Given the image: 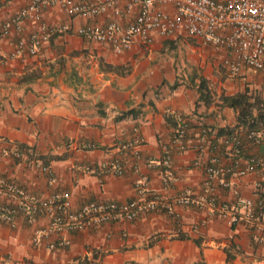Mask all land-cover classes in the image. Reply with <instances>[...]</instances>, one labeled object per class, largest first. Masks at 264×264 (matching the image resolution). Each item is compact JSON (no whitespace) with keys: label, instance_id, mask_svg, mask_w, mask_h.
I'll return each mask as SVG.
<instances>
[{"label":"crops","instance_id":"1","mask_svg":"<svg viewBox=\"0 0 264 264\" xmlns=\"http://www.w3.org/2000/svg\"><path fill=\"white\" fill-rule=\"evenodd\" d=\"M28 1L0 0V22ZM109 18L110 11L68 15L58 5L46 4L39 20L54 30L36 53L11 56L16 34L0 37V177L18 182L36 197L65 190L76 207L89 199H129L141 179L150 193L171 197L187 190L200 197L203 166L210 158L218 166L235 160L242 166L248 155L264 162V132L258 143L252 142L244 126L236 124V111L219 101L220 93L241 90H235L238 79L260 73L248 69L230 77L208 46L184 34L168 39L155 35L149 44L133 42L114 52L73 31ZM37 21L26 18L22 25L30 29ZM216 60L224 82L219 79L214 86L210 79L216 80ZM200 75L212 94L208 102L198 99ZM128 109L135 113L116 117ZM177 115L185 122L181 148L172 141ZM225 129L237 133L238 152L225 141ZM134 137L141 138L132 145L140 157L121 153V174L81 168L111 158L116 143ZM163 144L170 156L165 167L160 163ZM42 164L50 166L54 184H47ZM260 170L227 175L230 184L216 190L217 200L264 194ZM8 199L0 189V203ZM175 210L182 236L175 232L177 222L156 209L131 220L67 232L68 243L54 249L31 242L33 228L42 227L45 216L30 225L18 214L12 226L0 222V264H264V238L255 243L244 225L230 226L214 211L207 216L210 207L203 199Z\"/></svg>","mask_w":264,"mask_h":264},{"label":"built area","instance_id":"2","mask_svg":"<svg viewBox=\"0 0 264 264\" xmlns=\"http://www.w3.org/2000/svg\"><path fill=\"white\" fill-rule=\"evenodd\" d=\"M46 4H56L68 15L92 17L110 11L107 21L87 22L73 31L83 39L105 44L114 52L128 49L133 42L149 44L155 35L168 39L184 34L196 37L201 45L208 46L230 77H237L248 69L264 74V0H29L0 22V37L11 32L16 34L11 56L32 55L48 39L54 28L39 20V11ZM26 18H38V21L26 29L22 25ZM176 121L172 141L181 148L185 122L180 115L176 116ZM263 132L264 126L251 128L246 131V136L258 143ZM140 140V137H134L131 141H120L111 158L81 168L93 173L121 174L124 170L121 153L126 151L133 159H138L140 153L132 145ZM225 141L230 142L235 151L240 150L241 141L236 132L226 134ZM161 148L160 163L165 167L170 156L166 145ZM14 154L18 155V152L14 150ZM214 161L215 158H210L203 166L200 197L187 190L171 197L150 193L141 179L134 185L135 196L129 199H89L76 207L71 206L69 193L65 190L36 197L18 182L0 177V189L9 197L0 203V222L12 226L15 217L21 214L33 225L40 216H45V224L33 228L31 242L54 249L68 243L67 232L92 228L102 222L131 220L145 211H164L178 224L175 206H193L203 199L210 207L207 216L214 211L230 226L242 224L251 232L253 242H261L264 238V194L254 198L236 195L230 201H218L216 190L227 188L230 184L227 175L233 173L243 175L261 169L259 180H264V162L254 155L244 156L242 166H238V160L229 166H218ZM40 170L47 184L56 182L49 165H40ZM179 225L177 234L181 232ZM50 235L56 236L51 239Z\"/></svg>","mask_w":264,"mask_h":264},{"label":"trees","instance_id":"3","mask_svg":"<svg viewBox=\"0 0 264 264\" xmlns=\"http://www.w3.org/2000/svg\"><path fill=\"white\" fill-rule=\"evenodd\" d=\"M198 99L208 102L212 99L210 88L204 76L200 75L196 84ZM219 101L222 105L230 106L236 111V124L244 126L245 131L259 129L264 126V95H253L247 89L238 90L235 93H220ZM134 109L121 112L117 118L127 114H134ZM225 133H231V129H225ZM182 236L181 234H178Z\"/></svg>","mask_w":264,"mask_h":264},{"label":"rangeland","instance_id":"4","mask_svg":"<svg viewBox=\"0 0 264 264\" xmlns=\"http://www.w3.org/2000/svg\"><path fill=\"white\" fill-rule=\"evenodd\" d=\"M182 47L184 48L185 45H182ZM215 62H216V65H218L217 60ZM216 69H218V71L219 70L221 71V68H220L219 65L218 66H213L212 73L216 76V80L212 81L210 79V83H212L214 86H217V81L219 79L221 80V82H224L223 81L224 76H218ZM248 78L249 79H246L245 77H243V79H238V83L236 84L238 86V88L235 89V90L247 89L253 95H255V94L256 95L257 94L263 95V92H264V74H262V73L261 74L254 73V74H251L250 76H248ZM256 79H258V82L255 81ZM233 84H234V82H232V86H231L232 89H234ZM223 88H224V86L221 83L220 89H222V90H220V91H223Z\"/></svg>","mask_w":264,"mask_h":264}]
</instances>
